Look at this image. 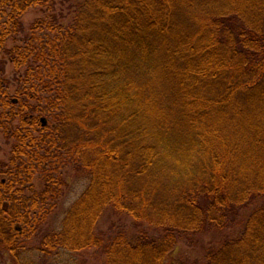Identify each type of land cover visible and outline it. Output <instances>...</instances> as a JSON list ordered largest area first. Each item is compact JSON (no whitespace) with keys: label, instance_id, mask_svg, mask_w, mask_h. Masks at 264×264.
Instances as JSON below:
<instances>
[{"label":"trees","instance_id":"obj_1","mask_svg":"<svg viewBox=\"0 0 264 264\" xmlns=\"http://www.w3.org/2000/svg\"><path fill=\"white\" fill-rule=\"evenodd\" d=\"M69 2L64 23L59 0H0V54L26 89L13 102L0 64V136L17 145L0 161L1 249L40 238L52 175L71 169L88 185L46 251L166 264L189 243L173 264H264V0ZM104 215L132 227L96 237Z\"/></svg>","mask_w":264,"mask_h":264},{"label":"rangeland","instance_id":"obj_2","mask_svg":"<svg viewBox=\"0 0 264 264\" xmlns=\"http://www.w3.org/2000/svg\"><path fill=\"white\" fill-rule=\"evenodd\" d=\"M61 3L59 7L55 9L58 13L59 11L65 15L64 23L68 22L72 15H69L71 4L69 0H59ZM41 7L33 8L27 11L23 18L22 22L24 25L25 33L20 35L17 39L19 41L18 45H24V41L26 39L25 34L33 35L32 25L37 19L46 18V13L41 11ZM45 10V7H43ZM59 14V13H58ZM42 33H50L49 31H42ZM28 37V36H27ZM13 46L12 41L7 42V47L11 48ZM10 60L3 54H0V64H3L4 74L3 77L7 79L9 83V87L7 89L10 99L13 102H17L19 97H21L22 92L26 91L23 89V85L21 86L20 77L21 74L24 73V69H21L19 73L15 71L14 66L9 62ZM22 87V88H21ZM23 96V95H22ZM38 120H44L45 125L49 124V118L42 114L38 116ZM15 126V125H14ZM17 145L11 139L10 141H6L5 137L0 136V161L2 164L9 166L10 159L12 157L13 148ZM8 168V167H7ZM61 171L58 170V173L52 175V180H55V188H57L59 192V197L56 198L53 202V205L46 206V208H51V212L48 215L46 221L41 225L40 238H36L31 236L30 239L25 240V247L18 251L16 254H11L9 251L1 249L0 247V264H107V259L104 254V251L96 250L95 248H86L77 252H69L66 250L57 249L53 251L49 250L48 246L42 245L41 241L46 240L47 234H53L60 231L62 228V220L67 211L73 206V204L80 198L82 193L85 191L88 185V180L83 175H77L73 170L69 169L68 171H64V175L60 174ZM35 177V176H34ZM1 178V176H0ZM33 187L34 193L35 191H39L41 189L40 182L38 177L33 179L30 184ZM30 185H26L24 191L27 192L30 189ZM27 199L33 198L31 194L26 196ZM53 206V208L51 207ZM49 210V209H48ZM125 228L126 230H130L132 227V220L129 217H109L108 215H104L102 218H99L98 222L95 224L94 232L96 233V237H108L112 228ZM35 234V233H34ZM194 238L189 240L192 244L194 242ZM203 245H209V239L204 238L201 241ZM42 245V246H41ZM188 244H181L178 246L167 258L166 264H173L178 261L179 256L184 252L188 251L192 253L193 258L197 256L196 249L190 248Z\"/></svg>","mask_w":264,"mask_h":264},{"label":"water","instance_id":"obj_3","mask_svg":"<svg viewBox=\"0 0 264 264\" xmlns=\"http://www.w3.org/2000/svg\"><path fill=\"white\" fill-rule=\"evenodd\" d=\"M42 122L44 123V120H42Z\"/></svg>","mask_w":264,"mask_h":264}]
</instances>
